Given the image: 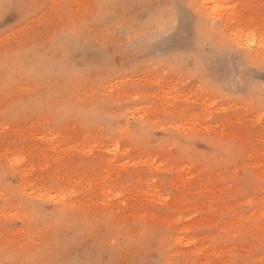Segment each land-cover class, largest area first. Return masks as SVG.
Instances as JSON below:
<instances>
[{"label": "rangeland", "instance_id": "obj_1", "mask_svg": "<svg viewBox=\"0 0 264 264\" xmlns=\"http://www.w3.org/2000/svg\"><path fill=\"white\" fill-rule=\"evenodd\" d=\"M160 2L0 0V264H264V0Z\"/></svg>", "mask_w": 264, "mask_h": 264}, {"label": "snow or ice", "instance_id": "obj_2", "mask_svg": "<svg viewBox=\"0 0 264 264\" xmlns=\"http://www.w3.org/2000/svg\"><path fill=\"white\" fill-rule=\"evenodd\" d=\"M156 11L166 12L170 18V24L168 28L160 32L158 35L153 37V40L167 41L173 32L177 36H181L182 31L186 28V23L183 14V6L180 0H161L159 4L155 6ZM243 86H248L247 82L243 81L241 77ZM261 93L264 94V86H261Z\"/></svg>", "mask_w": 264, "mask_h": 264}, {"label": "bare ground", "instance_id": "obj_3", "mask_svg": "<svg viewBox=\"0 0 264 264\" xmlns=\"http://www.w3.org/2000/svg\"><path fill=\"white\" fill-rule=\"evenodd\" d=\"M144 28V27H143ZM146 28V27H145Z\"/></svg>", "mask_w": 264, "mask_h": 264}]
</instances>
